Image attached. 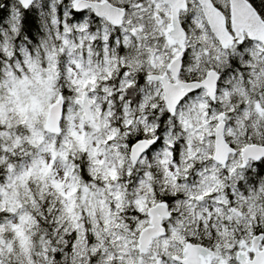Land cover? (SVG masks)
<instances>
[{
	"label": "snow or ice",
	"instance_id": "1",
	"mask_svg": "<svg viewBox=\"0 0 264 264\" xmlns=\"http://www.w3.org/2000/svg\"><path fill=\"white\" fill-rule=\"evenodd\" d=\"M0 264H264V0H0Z\"/></svg>",
	"mask_w": 264,
	"mask_h": 264
}]
</instances>
